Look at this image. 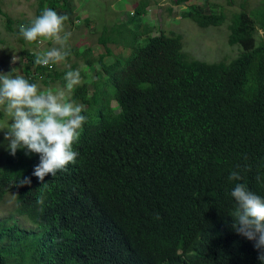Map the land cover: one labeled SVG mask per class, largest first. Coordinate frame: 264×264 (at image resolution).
<instances>
[{
  "label": "trees",
  "instance_id": "1",
  "mask_svg": "<svg viewBox=\"0 0 264 264\" xmlns=\"http://www.w3.org/2000/svg\"><path fill=\"white\" fill-rule=\"evenodd\" d=\"M169 1L158 16L225 25L236 57H190L180 34L151 21L152 0L101 34L88 17L81 23L72 0H33L34 18L46 7L68 16L61 36L71 34L69 54L46 67L23 49L20 76L66 91V72L79 69L81 82L66 95L87 119L75 163L43 182L32 174L39 154L4 150L0 204L12 194L15 212L33 226L0 220V264H262L255 241L232 227L231 191L243 183L264 197V0ZM32 20L6 15V28L26 44L19 25ZM232 171L242 180H229ZM24 177L31 184L18 187Z\"/></svg>",
  "mask_w": 264,
  "mask_h": 264
},
{
  "label": "clouds",
  "instance_id": "2",
  "mask_svg": "<svg viewBox=\"0 0 264 264\" xmlns=\"http://www.w3.org/2000/svg\"><path fill=\"white\" fill-rule=\"evenodd\" d=\"M67 20L66 14L60 15L46 7L29 25H19V34L28 43L44 37L60 46L37 54V65L51 66L68 56L69 53L63 49L71 34L61 36ZM16 59L14 56L13 61ZM64 79L66 91H41L36 83H30L23 76L10 78L0 74V106H5L13 121L4 133L7 149L13 156L18 149H26V155L39 154L40 163L32 174L41 182L46 175L55 176L58 170L75 163L78 153L73 150V144L78 141L79 129L87 119L81 114L82 105L66 97V92L70 93L80 84V70L66 72ZM228 179L239 181L242 177L239 172L232 171ZM30 184L31 179L24 177L18 182V187ZM231 196L237 205L232 227L237 234L255 241L258 259L264 264V197L250 191L243 183L235 185ZM37 203L43 204V197H38Z\"/></svg>",
  "mask_w": 264,
  "mask_h": 264
},
{
  "label": "rangeland",
  "instance_id": "3",
  "mask_svg": "<svg viewBox=\"0 0 264 264\" xmlns=\"http://www.w3.org/2000/svg\"><path fill=\"white\" fill-rule=\"evenodd\" d=\"M146 0H72V6L75 15L83 19V17H88L91 25L96 26L101 34L105 26H111L121 19L122 16L128 17L135 10L137 4L142 6ZM157 1V2H155ZM152 0L153 3H149L146 8L149 9V16L154 24L163 23L161 28H164L166 32L173 31L182 36V41L184 42V51L190 56L200 60L215 62L224 59H231L236 57L238 53L237 45H230L227 43V29L225 25L219 27H208L201 28L195 22L189 18H180L179 13L174 18L171 15L164 16L163 14L166 10L159 11L161 16L156 13L157 7L166 8L172 6L169 0ZM202 2V0H199ZM220 3L225 4L226 0H217ZM257 1L255 0L253 5L256 6ZM153 4V5H151ZM151 5V6H150ZM149 6V7H148ZM238 7V3H232L229 7ZM178 8V9H177ZM175 7V10L179 11L183 7ZM34 7L33 0H0V74H6L10 78L20 76L19 66L21 64L20 52L23 49H28V51H33L36 53L46 52L53 47H56V43L53 40L46 38L39 39L42 43H26L22 44L15 34L8 31L6 28V15L9 16L14 21H30L34 18ZM137 17V16H136ZM144 18V16H143ZM146 18V17H145ZM84 23V19L81 21ZM80 33H85L81 31ZM135 29V28H134ZM168 30V31H167ZM130 33V31H128ZM118 35L115 36L117 42L121 43L125 39L127 32L124 29L117 32ZM79 44H83L82 38H79ZM49 41V42H48ZM82 41V42H81ZM48 42V43H47ZM95 39L88 35L85 38V43L93 45ZM17 59L13 61V57ZM41 91L47 90L49 88H44L42 85H38ZM61 88L60 90H62ZM64 90V89H63ZM53 91H57L54 90ZM69 98V95H66ZM4 110V120H6L5 128L10 126L12 123V118L5 111V107L0 106V109ZM1 126V123H0ZM7 149V141L0 140V158L3 156L4 150ZM16 200L12 194H8L4 202L0 204V220L6 218H14L22 227H27L31 223H27L21 216L15 212Z\"/></svg>",
  "mask_w": 264,
  "mask_h": 264
}]
</instances>
